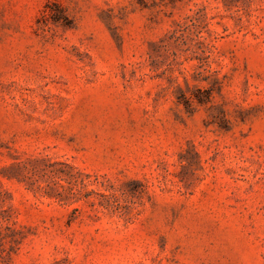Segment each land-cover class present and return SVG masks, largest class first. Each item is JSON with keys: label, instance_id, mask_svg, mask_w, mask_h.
I'll return each mask as SVG.
<instances>
[{"label": "rangeland", "instance_id": "374dc122", "mask_svg": "<svg viewBox=\"0 0 264 264\" xmlns=\"http://www.w3.org/2000/svg\"><path fill=\"white\" fill-rule=\"evenodd\" d=\"M0 264H264V0H0Z\"/></svg>", "mask_w": 264, "mask_h": 264}]
</instances>
